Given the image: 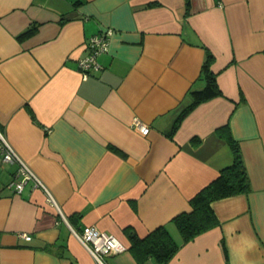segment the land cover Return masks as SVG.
<instances>
[{
  "label": "crops",
  "instance_id": "1",
  "mask_svg": "<svg viewBox=\"0 0 264 264\" xmlns=\"http://www.w3.org/2000/svg\"><path fill=\"white\" fill-rule=\"evenodd\" d=\"M108 27L84 75L87 42ZM202 45L223 95L170 136L187 92L204 86ZM226 125L249 189L212 201L218 225L167 264H264V0H0V131L59 208L30 182L14 191L17 165L0 157V264H97L72 231L86 225L125 245L106 264H157L132 256L128 231L164 225L182 242L173 217L232 162L216 134Z\"/></svg>",
  "mask_w": 264,
  "mask_h": 264
},
{
  "label": "trees",
  "instance_id": "2",
  "mask_svg": "<svg viewBox=\"0 0 264 264\" xmlns=\"http://www.w3.org/2000/svg\"><path fill=\"white\" fill-rule=\"evenodd\" d=\"M185 5L188 8L190 0H185ZM34 30L35 25L32 23L18 35V38L27 37ZM202 47L205 49V57L200 67L199 78L204 81V86L200 89H190L187 92V103L173 122L170 136L182 119L198 104L223 95L217 83V74L212 70L215 56L210 49L204 45ZM216 134L229 144L233 154L232 162L221 168L212 181L189 199V211L181 212L173 217L172 221L182 237L180 244L172 238L164 225L156 227L142 237L133 230L128 231L131 243L129 251L138 262L152 258L157 264H167L181 244L189 242L197 235L218 225V219L211 207L212 201L234 194L247 193L248 176L236 140L230 134L227 125L218 128Z\"/></svg>",
  "mask_w": 264,
  "mask_h": 264
},
{
  "label": "built area",
  "instance_id": "3",
  "mask_svg": "<svg viewBox=\"0 0 264 264\" xmlns=\"http://www.w3.org/2000/svg\"><path fill=\"white\" fill-rule=\"evenodd\" d=\"M112 28H105L98 33L92 35L87 42L89 54L79 60L78 66L84 75L89 74L91 70L99 68L96 57L108 50ZM132 125L143 135H147L149 127L142 123L137 117L132 119ZM0 157L2 161L7 163H15L17 165L13 181L11 182L14 191L20 193L24 186L30 182L33 188L42 190L46 197V201L52 207L58 208V204L41 179L32 171L29 165L16 153L13 147L5 139L0 131ZM62 219L65 217L61 214ZM74 235L87 248L89 253L97 264H106V258L126 249L125 245L113 234L101 231L93 225H86L79 231L72 229ZM24 238L30 239L29 235L23 234Z\"/></svg>",
  "mask_w": 264,
  "mask_h": 264
}]
</instances>
